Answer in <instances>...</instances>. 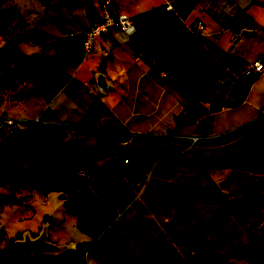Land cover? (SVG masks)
<instances>
[{
  "label": "rangeland",
  "instance_id": "1",
  "mask_svg": "<svg viewBox=\"0 0 264 264\" xmlns=\"http://www.w3.org/2000/svg\"><path fill=\"white\" fill-rule=\"evenodd\" d=\"M199 1L166 0L149 16V10L135 15L131 39L136 53L168 78L199 90L203 113L216 103L206 105L214 81L201 32L193 27ZM165 13L171 18L156 29L146 24ZM93 19L89 0H0V115L13 109L14 115L48 121L0 129V264H36L53 256L10 255L22 232L9 233L4 224L6 212L22 208L18 217L25 218L29 202L50 191L60 192L89 235L63 255L67 264H86L89 255L100 264H183L181 252L196 264H264V161L251 166L235 157L214 159L223 154L201 153L188 141L86 124L77 131L46 106L38 112L41 96L74 78L85 56L83 33ZM137 32L149 38L144 48L134 41ZM160 47L163 59L157 57ZM75 135L83 136L79 152L95 159L96 167L63 163L52 147L40 151L52 142L67 152ZM111 160L116 168H100ZM153 216L168 235L160 234Z\"/></svg>",
  "mask_w": 264,
  "mask_h": 264
},
{
  "label": "crops",
  "instance_id": "2",
  "mask_svg": "<svg viewBox=\"0 0 264 264\" xmlns=\"http://www.w3.org/2000/svg\"><path fill=\"white\" fill-rule=\"evenodd\" d=\"M89 2L94 21L98 16V2ZM165 2L118 0V5L135 16ZM192 16L204 22L200 40L208 52L214 81L206 105L220 102L222 106L218 110L203 112L194 123L178 126L176 117L192 108L195 96L137 54L131 36L113 27L97 38L93 48L78 63L67 87L41 96L38 112L46 106L55 116L67 117L70 125L121 130L132 136L155 138L167 132L221 134L219 138L192 144L199 152L210 156L241 153L253 143L264 140V78L245 75L253 58L264 55V0H200ZM209 34L213 37H208ZM100 72L108 84L106 89L97 84L96 75ZM12 111H7V115L27 116V113L14 115ZM74 139L83 144L82 135H75ZM29 204L31 206L25 208L30 209L25 218L18 217L22 208L5 213L4 224L9 233L29 230L35 234L48 221L49 240L58 244L88 241V233L80 229L77 215L66 209V199L60 192L50 191ZM153 221L162 236L169 234L154 216ZM180 257L183 264H196L183 252ZM89 258L86 264H100L96 257L89 255Z\"/></svg>",
  "mask_w": 264,
  "mask_h": 264
},
{
  "label": "built area",
  "instance_id": "3",
  "mask_svg": "<svg viewBox=\"0 0 264 264\" xmlns=\"http://www.w3.org/2000/svg\"><path fill=\"white\" fill-rule=\"evenodd\" d=\"M98 4V16L89 25V27L83 33V50L88 53L94 46L98 37L109 31L110 28L117 27L127 36H131L135 31V21L132 15L119 8L118 0H97ZM196 31H203L205 28L204 22L201 19H197L194 22ZM237 33H233L236 36ZM208 37L212 38L213 35L209 34ZM246 76H254L258 79L264 78V55H259L250 62L248 69L245 71ZM264 117V110L262 111ZM48 121L36 116L34 118L26 117H13L10 115H0V129H25L31 125H45ZM84 127V126H83ZM148 136V135H139ZM221 134L213 135H178L174 132H167L160 137L162 140L169 139H181L188 141L190 145L209 139L219 138ZM151 137V136H149ZM154 138V137H152Z\"/></svg>",
  "mask_w": 264,
  "mask_h": 264
},
{
  "label": "trees",
  "instance_id": "4",
  "mask_svg": "<svg viewBox=\"0 0 264 264\" xmlns=\"http://www.w3.org/2000/svg\"><path fill=\"white\" fill-rule=\"evenodd\" d=\"M155 10L156 9H153V8L150 9L149 12L147 13V15L149 16ZM165 17L171 18V16H168V14L165 13L164 16H162V17L154 16L152 18H148L146 20V24L148 26L150 25V26H152V28L156 29L160 25V23H162V21L164 20ZM133 18L135 21V16H133ZM172 19H175V17ZM144 28H146V27H144ZM171 35L174 36L175 31L172 30ZM185 35H187L188 38L191 37L187 33H185ZM147 37L148 36H146L145 38H140L139 33L137 32L134 35V41L141 48H144L145 46H147L148 41H149V38H147ZM156 40H158V39L156 38ZM158 50L160 52L156 51V53L159 54L158 56L157 55L156 56L163 59L164 53H161L162 48L160 47V49H158ZM209 74H210V80H211L212 74L210 72V67H209ZM178 83L180 84V86L185 91H187V92H189L195 96V100H194L192 108L188 109L185 114H182V115L176 117V122H177L178 126H185V125H189V124L194 123V121L198 118V116L200 114H202V112L199 110V108L202 105L201 103L204 102V98L202 96H200L199 90L188 91L184 84H182L181 82H178ZM213 83H212V85H213ZM212 85H210V87L207 88V94H208ZM215 103H216V105L212 111L218 110L222 106V104L220 102H215ZM37 126L39 127L41 125H31L28 128H33V127H37ZM64 128H68V127H64ZM73 128L78 131L79 128H84V127H83V125H77V126H73ZM70 143H72L74 145V147L67 152L64 151L62 144H55L52 142H45L44 143L45 146H43L40 151H42V153H46L48 150V147H52L56 150L60 160L63 163H67L68 161L72 160L75 163L80 164V165H87V166H90L92 168L96 167L95 159H93L91 157H85V156H83L82 153L79 152L80 151V146H79L80 142L78 140L73 139V140H71ZM225 157H235L241 161L247 162L248 165L260 166L262 164V162L264 161V140L253 143L248 149H246L245 151H243L241 153L226 152L222 156H219V158H214V159H221V158H225ZM116 167H117V165H116V162L114 160H111V161L103 164L102 166H100L101 169H113ZM66 204H67V202H66ZM66 209L68 210L67 207H66ZM8 253L10 255L16 257V258L24 257L22 254L16 252L14 249H11ZM68 253H69V251H66L64 254H62L60 256L59 259H56L53 256H46L47 258L45 257V258H41V259L37 260L36 264H67V260L64 258L63 255L68 254ZM263 259H264V255H263Z\"/></svg>",
  "mask_w": 264,
  "mask_h": 264
},
{
  "label": "water",
  "instance_id": "5",
  "mask_svg": "<svg viewBox=\"0 0 264 264\" xmlns=\"http://www.w3.org/2000/svg\"><path fill=\"white\" fill-rule=\"evenodd\" d=\"M99 87L106 89V82L103 72L96 75ZM49 222L46 221L41 225L39 232L33 235L29 230L22 232L21 237L14 240V249L22 255L35 256L39 254L57 256L66 251L76 248L75 242L58 244L48 239Z\"/></svg>",
  "mask_w": 264,
  "mask_h": 264
}]
</instances>
